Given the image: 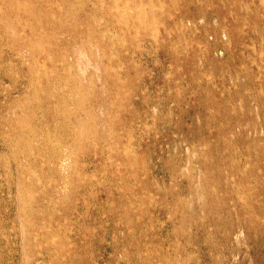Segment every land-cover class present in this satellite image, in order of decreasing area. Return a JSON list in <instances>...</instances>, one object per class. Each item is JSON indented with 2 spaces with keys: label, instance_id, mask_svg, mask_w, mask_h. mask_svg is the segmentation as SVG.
Wrapping results in <instances>:
<instances>
[{
  "label": "rangeland",
  "instance_id": "obj_1",
  "mask_svg": "<svg viewBox=\"0 0 264 264\" xmlns=\"http://www.w3.org/2000/svg\"><path fill=\"white\" fill-rule=\"evenodd\" d=\"M0 264H264V0H0Z\"/></svg>",
  "mask_w": 264,
  "mask_h": 264
},
{
  "label": "bare ground",
  "instance_id": "obj_2",
  "mask_svg": "<svg viewBox=\"0 0 264 264\" xmlns=\"http://www.w3.org/2000/svg\"><path fill=\"white\" fill-rule=\"evenodd\" d=\"M262 3V2H261ZM263 4V3H262ZM76 9V8H75ZM76 11V10H75ZM180 22V21H179ZM181 24V23H180ZM194 29V28H193ZM81 34V33H80ZM253 48H254V46H253ZM253 50V49H252ZM64 164V163H63Z\"/></svg>",
  "mask_w": 264,
  "mask_h": 264
}]
</instances>
